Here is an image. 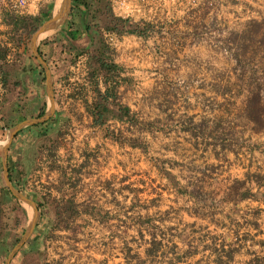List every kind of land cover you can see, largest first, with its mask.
<instances>
[{
    "label": "crops",
    "instance_id": "obj_1",
    "mask_svg": "<svg viewBox=\"0 0 264 264\" xmlns=\"http://www.w3.org/2000/svg\"><path fill=\"white\" fill-rule=\"evenodd\" d=\"M138 1L117 11L110 0H71L64 22L37 41L54 112L15 134L6 165L38 208L28 240L30 250L44 237L42 264H231L258 236L264 249V69L256 62L232 74L228 108L216 94L190 107L185 80L168 79L173 52L157 47L155 33L91 27L102 2L130 24L149 17L145 7L179 2ZM61 9L62 0H43L30 17L44 23ZM99 43L114 73L95 62ZM38 65L0 11V137L50 108ZM105 93L113 115L95 123L93 105Z\"/></svg>",
    "mask_w": 264,
    "mask_h": 264
},
{
    "label": "rangeland",
    "instance_id": "obj_2",
    "mask_svg": "<svg viewBox=\"0 0 264 264\" xmlns=\"http://www.w3.org/2000/svg\"><path fill=\"white\" fill-rule=\"evenodd\" d=\"M137 2L139 3L138 0ZM144 10L149 17L144 19L146 22H137L138 28L145 30V33H155L160 38L157 47L163 52L168 48L172 50L170 59L174 64V70L168 79H174L176 82L185 80L182 90L191 100L190 107L197 108L198 104L200 107L208 106L211 104L210 98L216 94L221 96L216 97V104L221 102L225 108H228L230 100L229 95L225 93L232 74H235L236 70L242 71V68L246 70L248 68L252 72L256 62H259L261 66L259 69H264L262 64L264 60V0H179L170 7L156 4L145 7ZM42 23L43 21L39 27ZM26 45L30 50L31 39ZM17 57L18 54L11 56L12 60L16 61ZM157 57H162L163 63L169 62L167 56L157 55ZM237 78L243 79L240 75ZM203 79L204 82H202ZM214 83L216 85L211 86ZM234 90L239 89L234 88ZM233 108H236L235 105ZM8 133L9 130L0 137V198L3 194L11 195L3 180L1 160ZM11 202L18 207L15 212L17 222L8 238L12 246L0 256V264L5 263L31 219L26 205L17 199ZM19 205L24 208L25 216L22 215ZM47 235L50 236L49 230L44 234V236ZM35 239V232H33L29 240L34 242ZM29 240L9 264H42L41 261L47 256L44 237L33 243L30 250ZM259 240H262L261 236L255 237L252 243H245L243 247H239L236 252L239 262L231 264H245L242 262L245 259L250 261L249 264H264V249L257 244ZM199 264L213 263L205 259Z\"/></svg>",
    "mask_w": 264,
    "mask_h": 264
},
{
    "label": "trees",
    "instance_id": "obj_3",
    "mask_svg": "<svg viewBox=\"0 0 264 264\" xmlns=\"http://www.w3.org/2000/svg\"><path fill=\"white\" fill-rule=\"evenodd\" d=\"M82 4H85L83 2ZM93 22L91 25L92 28L103 27L105 31L115 32L118 34L126 33V34H137V35H145V30H139V26L137 24H130L127 20H123L119 17H116L112 14L109 4H105L102 2V6L98 7L95 11H93ZM6 21L9 25L12 26V31L14 36L16 37V42L22 47V50L37 63L36 59L32 55L31 51L28 48L27 42L30 41L32 36L36 33L41 24L42 17H17V16H6ZM96 21H100V24H97ZM90 28H86L88 31ZM106 47L104 44L99 43L98 54L94 57L95 62L98 64L99 68L105 70L107 73H114V69L112 65L104 64L103 54L105 53ZM40 72L44 75V71L40 65ZM108 98H112L111 94L105 93L103 95L98 94V100L93 105V115H95V123L103 124V122L107 119V116L113 115V113L108 109ZM118 118L128 117V110L126 108L118 107ZM44 114V111L40 112L37 117H41ZM9 181L12 182L10 174L8 175ZM9 193V192H8ZM11 200L16 201V199L12 195L1 196L0 198V256L3 255L10 249L11 243L8 242V238L12 230L15 228L17 219H16V209ZM17 207V208H16ZM19 209L22 215L25 214L24 208L19 205ZM25 216V215H24ZM36 246V245H35Z\"/></svg>",
    "mask_w": 264,
    "mask_h": 264
},
{
    "label": "water",
    "instance_id": "obj_4",
    "mask_svg": "<svg viewBox=\"0 0 264 264\" xmlns=\"http://www.w3.org/2000/svg\"><path fill=\"white\" fill-rule=\"evenodd\" d=\"M70 3H71V0H65L64 7H63L62 11L57 13L50 20L42 23V25L39 27V29L36 31V33L31 38L30 50H31L32 55L35 57V59L37 60V62L40 64V66L42 67V69L44 71L45 83H46L45 89H46V92H47V95L49 98L50 108L41 117L21 122L20 124L12 127L9 130L6 141L4 142V145H3V149H2V153H1V160H2V167H3V180H4L7 188L9 189L11 195L14 198H16L19 202L26 205L27 207H29L32 210L31 219L29 220V222L25 228L24 234L22 235V237L20 238L18 243L14 246V248L11 250V252L7 256V259H6L4 264L10 263L12 258L16 255V253L21 249V247L26 243V241L32 235L34 228L36 226L37 220H38V216H39L36 204L33 201H31L30 199H28L27 197H25L23 194H21L18 190H16L13 187V185L11 184V182L9 181L7 165H6L7 152H8V149H9V146H10L12 139L14 138L15 134L20 129L25 128L27 126H32L35 124L43 123L46 120H48L54 112L52 82H51L50 73H49V70H48L46 64L41 59L36 45H37V39L41 34H43L44 32H48L50 30L55 29L57 26H59L60 24H62L64 22V20L66 19L67 15L70 11Z\"/></svg>",
    "mask_w": 264,
    "mask_h": 264
},
{
    "label": "built area",
    "instance_id": "obj_5",
    "mask_svg": "<svg viewBox=\"0 0 264 264\" xmlns=\"http://www.w3.org/2000/svg\"><path fill=\"white\" fill-rule=\"evenodd\" d=\"M43 0H0V11L4 15L30 17ZM136 0H110L113 9L120 11L124 5H132Z\"/></svg>",
    "mask_w": 264,
    "mask_h": 264
},
{
    "label": "bare ground",
    "instance_id": "obj_6",
    "mask_svg": "<svg viewBox=\"0 0 264 264\" xmlns=\"http://www.w3.org/2000/svg\"><path fill=\"white\" fill-rule=\"evenodd\" d=\"M64 2H65V0H62V9H63V7H64ZM62 9H61L60 11H62ZM48 34H49V32H44L43 34H41V35L38 37L37 41L43 39V38L46 37ZM28 210H29V212H30V215H32V210H31L29 207H28Z\"/></svg>",
    "mask_w": 264,
    "mask_h": 264
}]
</instances>
